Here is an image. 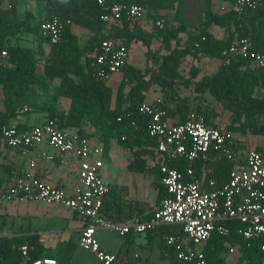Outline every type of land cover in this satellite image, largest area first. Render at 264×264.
I'll use <instances>...</instances> for the list:
<instances>
[{
    "label": "trees",
    "instance_id": "trees-1",
    "mask_svg": "<svg viewBox=\"0 0 264 264\" xmlns=\"http://www.w3.org/2000/svg\"><path fill=\"white\" fill-rule=\"evenodd\" d=\"M228 1V0H226ZM185 0H105V6L116 4L142 6L154 23L163 20L166 24L174 21L173 28L154 27L146 31L140 21L124 20L120 26L107 28L102 17L104 7L99 0H36V13L28 11L24 19L19 18L15 0H11V10L2 7L0 2V56L8 53V62H0V88L2 90L3 110H0V133L3 126H12L10 121L20 113L17 99L26 96L53 94L44 104L49 119H56L63 130H74L81 138H95L104 146L105 161L108 163L111 147L116 144L127 149L133 161L129 165L132 172L156 170L160 172V153L158 140L149 133L150 118L140 107L147 102L148 94L156 90L164 100L168 117L179 119L182 123L191 108L202 112L207 121L215 118L208 95L229 112L231 121L224 132L253 134L264 139V122L256 118L264 116V69L254 64L252 53H264V2L254 10H246L242 15L219 13L208 10L199 32L188 29L179 21ZM172 16V18H169ZM61 17L72 22L65 28L60 43L52 45L42 35L44 23ZM89 32L90 36L81 40L75 29ZM214 28H220L224 36L217 37ZM108 32V34H107ZM113 38L128 49L140 42L150 47L153 40L161 42L166 54L155 55L156 67L142 70L125 65L117 88L109 85L111 77L97 79L93 75L95 57L101 42ZM241 38H249L251 53L244 58L234 59L230 65L221 64L218 70L209 75L202 74L201 68L193 64L189 76L182 74V67L188 58L196 63L203 59L221 62L222 52ZM25 43L31 46H26ZM55 84L56 82H58ZM181 88L193 90L196 102L182 96ZM71 101L68 111H61L59 100ZM20 129L19 127H16ZM91 130V131H90ZM90 134V135H89ZM239 150V147L237 148ZM255 150L264 153V147ZM169 167L183 170L188 162L167 161ZM233 163L212 153L210 160L196 163L199 176L206 180H217L218 186L230 178ZM111 187V185H110ZM114 188L105 200L102 212L113 221H125L134 216L149 219L144 213L129 214L125 219L115 217L116 206L110 208ZM168 197L167 189L160 188L158 204ZM112 209V210H111ZM229 229L228 235L214 233L203 250L208 264H228L230 247H240L241 256L237 264H258L264 237L256 242L245 243L238 234L242 224L238 221L221 222ZM174 237L184 239L183 229L175 226ZM161 262L158 264H188L176 258V245H169L164 239L160 243ZM38 250V249H36ZM20 264L19 248L16 252L0 246V263L9 259ZM18 255V256H17ZM34 259L41 258L38 251H32Z\"/></svg>",
    "mask_w": 264,
    "mask_h": 264
},
{
    "label": "built area",
    "instance_id": "built-area-1",
    "mask_svg": "<svg viewBox=\"0 0 264 264\" xmlns=\"http://www.w3.org/2000/svg\"><path fill=\"white\" fill-rule=\"evenodd\" d=\"M2 7L13 8L10 0H0ZM264 0H228L220 7L221 13L242 15L246 10H254ZM104 7L102 20L107 28L120 26L124 20L136 22L143 19L146 10L139 5L116 4ZM70 20L53 17L44 23L42 35L55 45L62 41L65 28L72 26ZM162 29L173 28L163 20L155 22ZM108 34V32H107ZM252 51L249 38H241L227 47L221 55V64L230 65L234 59L247 57ZM8 53L3 51L0 62H8ZM254 64L264 69V53H252ZM129 60V49L113 38H105L95 57L93 75L101 80L119 75ZM149 118V133L158 140L161 183L167 189L165 197L155 209L153 216L143 219L134 216L122 222H115L105 216L102 209L111 187L104 177L105 150L102 143L95 144L88 138H81L69 130L60 129L56 119H48L44 124L29 130H19L15 126H3L1 139L21 156L27 157L34 148L44 144L56 148L65 156L80 160L78 185L71 195L64 189L49 185L42 179L29 174L17 177L8 187L3 198L24 202H40L58 205L72 210L85 221L81 232L80 246L91 251L101 264H114L115 254L104 250L96 233L100 229L115 231L119 236L145 234L157 226H179L184 239L166 237L169 245H176V258L188 264H208L204 246L214 233L228 235L229 229L221 222L238 221L242 228L238 234L245 243L251 244L264 237V153L255 149L240 151L231 134L212 126L206 116L191 108L182 123L168 117L162 97L147 101L140 107ZM214 153L233 163L229 180L218 186L217 180H206L199 176L196 163L210 160ZM186 161L188 165L180 170L169 167L167 161ZM34 168L35 161L30 163ZM32 247H19L20 264H58L49 257L34 259ZM258 264H264V246L260 250Z\"/></svg>",
    "mask_w": 264,
    "mask_h": 264
},
{
    "label": "crops",
    "instance_id": "crops-1",
    "mask_svg": "<svg viewBox=\"0 0 264 264\" xmlns=\"http://www.w3.org/2000/svg\"><path fill=\"white\" fill-rule=\"evenodd\" d=\"M11 1V0H10ZM15 8L19 18L25 11L36 13V0H15ZM2 5V3H1ZM28 9V10H27ZM81 31V29L75 30ZM84 31V30H83ZM87 39L90 34L86 31ZM26 46H31L24 42ZM129 63L132 65L131 60ZM221 63V62H219ZM119 78L121 74L113 75L109 80ZM59 83L56 82L55 84ZM120 83V82H119ZM111 86V85H110ZM53 94L50 90L47 95L26 96L17 99L20 113L10 121V124L19 127L21 131L44 124L49 118L44 108ZM159 97L155 90L148 94L147 101ZM71 101L66 98L59 100L61 111H68ZM0 110L2 105V90L0 88ZM179 119H172L176 122ZM209 124L217 126L213 119ZM75 133L74 130H69ZM95 144H100L95 138H88ZM254 149L264 147L261 138L251 140ZM35 161L32 168L30 163ZM131 153L116 144L111 147L108 164L105 161L104 177L115 187L112 198L109 197L110 208L117 219L126 218L133 211L144 213L147 217L158 207L160 193V172L146 170L132 172L129 165L132 163ZM80 160L73 156H65L56 148L44 144L34 148L27 157L21 156L14 149L7 147L0 136V246L8 247L16 252L23 244H29L32 251H38L40 257H49L57 260L58 264H101L96 256L80 246V237L85 221L72 210L40 202H24L3 198L7 189L17 177L32 174L49 185L64 189L73 194L78 185ZM122 222V221H116ZM175 226L160 225L145 234H129L119 236L115 231L100 229L96 237L101 247L117 256L114 264H148L161 262L160 243L166 237L175 236ZM38 249V250H36ZM5 260L4 264H13L14 260ZM18 256V255H17ZM2 264V263H0Z\"/></svg>",
    "mask_w": 264,
    "mask_h": 264
},
{
    "label": "rangeland",
    "instance_id": "rangeland-1",
    "mask_svg": "<svg viewBox=\"0 0 264 264\" xmlns=\"http://www.w3.org/2000/svg\"><path fill=\"white\" fill-rule=\"evenodd\" d=\"M34 1V0H32ZM226 0H185L184 6L179 15V21L183 22L188 29L199 32L204 23V17L208 10L212 9L216 12L221 13L220 7L226 4ZM28 10V9H27ZM27 11L23 12L21 17L24 19L26 17ZM222 14V13H221ZM172 18V16H169ZM174 21L170 22L172 24ZM142 27L148 31L152 32L155 27V23L152 18H150L149 14L146 13L142 20H140ZM76 30V29H75ZM81 40H85L87 35H85L86 31L81 30L77 31ZM214 34L217 37L222 38L224 36L223 31L220 28H214ZM166 54L162 49L161 42L157 40H153L150 47H146L140 42L133 43L129 48V59L132 62V65L140 68L142 70H146L149 67H156L155 64V55H163ZM129 62V60H128ZM193 64H197L199 68L202 70V74L209 75L215 73L220 63L211 59H203L201 63H196V61L192 58H188L185 65L182 67V74L185 76H189V70ZM120 82L119 78H114L110 81V85L114 88H117ZM182 96L187 97L192 102H196L195 96L193 94V90H188L185 88H181ZM156 91V90H155ZM159 94L158 91H156ZM207 101H209L212 105L213 111L215 112V118H213L214 123L222 129H225L226 126L230 123L231 117L229 112L225 109V107L221 104H218L211 96L208 95ZM260 122H264V116L256 118ZM91 131V130H90ZM232 135L234 141L238 144L240 151H247L254 149V146L251 144V140L259 139L260 137H256L253 134H236L232 132H228ZM90 135V134H89ZM264 141L263 138H261ZM107 163V162H106ZM108 164V163H107ZM241 256L240 247H230L227 262L228 264H237L239 258ZM148 264H157V263H148Z\"/></svg>",
    "mask_w": 264,
    "mask_h": 264
}]
</instances>
